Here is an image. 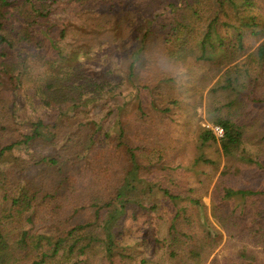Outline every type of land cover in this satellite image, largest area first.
<instances>
[{
    "label": "trees",
    "instance_id": "trees-1",
    "mask_svg": "<svg viewBox=\"0 0 264 264\" xmlns=\"http://www.w3.org/2000/svg\"><path fill=\"white\" fill-rule=\"evenodd\" d=\"M119 49L133 89L127 98L124 74L90 65V57ZM218 73L209 91L231 89L251 109L264 106V0H0V264H116L130 219L143 214L144 227L162 219L157 204L137 199L159 191L172 209L166 237L153 233L156 243L172 264H206L222 233L203 193L174 182L188 190L176 193L161 182L174 178L147 175L156 164L180 169L195 132L198 147L217 141L226 157L256 164L224 165L210 192L211 216L264 244V187L234 184L246 167L264 177V118L214 113L218 140L196 125L203 85ZM20 95L33 110L23 127ZM252 127L259 148L250 154ZM39 144L61 154L29 161ZM98 250L101 259L91 263ZM226 263L264 261L243 248Z\"/></svg>",
    "mask_w": 264,
    "mask_h": 264
},
{
    "label": "rangeland",
    "instance_id": "rangeland-1",
    "mask_svg": "<svg viewBox=\"0 0 264 264\" xmlns=\"http://www.w3.org/2000/svg\"><path fill=\"white\" fill-rule=\"evenodd\" d=\"M90 59L92 60L90 65L94 68L95 71H101L106 67L105 64L108 63V70H114V75L121 78V75L124 74L121 92L125 95L124 97H130V93L133 92V89L130 87L131 83L129 78L127 77L125 70L126 56L122 53L121 49L113 51L108 59L104 54H101L100 58L90 57ZM219 75L220 73L216 74V76L209 83L205 82L203 85L200 99L201 102L196 107V118H199V121H197L196 124L197 126L203 129H207V125L216 124L211 119L212 117H214V113H216V115L230 116L233 120H239V122H241L240 120L256 121L257 117L264 118V106L259 107L256 105V108L251 109L248 104L244 100L239 99L237 93H235V91H232L231 89L223 91L217 88L215 92L209 91V89L216 82ZM173 85H175V83ZM230 101H232L231 104ZM18 104V115L20 116L16 117V121H18V123H20L23 127L28 125L26 116L33 115V110L29 104L25 103L22 95H20L19 97ZM96 110L98 109H95L92 112L93 117H95L94 115H99ZM38 112L43 113L44 109L38 108ZM209 113L211 116L209 115ZM175 119L177 122H179V118ZM180 121L181 126L184 127L185 124L183 125V123H185V121L183 122L182 119H180ZM173 132L174 136H180L182 139L185 135L183 130L180 132L179 130L175 129L173 130ZM245 133L249 136V141H245L244 146L247 151L250 152V154H253V152L258 151L259 148L257 147L256 142H252V140L255 139L252 137L257 132L252 127L249 129L247 128ZM114 135H116V133H114ZM186 139H188V142L185 146L184 154H186L187 157L183 162H181L182 165L180 169H176L174 171L160 169V164H156L153 168H151L147 175L152 174L153 171V173H160L162 174V176L166 175L170 179L174 178L171 184L168 183L169 181H167L165 178L161 180V182L163 183V186L170 188L173 192L176 193L177 191H179L180 193L185 194L188 192V190H175L172 185L174 182H179L177 184L182 183L185 187H195L196 191L194 195L203 193L201 195V199L207 206V215L209 216L213 224L222 233L219 244L217 245L213 253L209 256L208 261L215 258L218 260L219 264H227L226 258H232L236 256L237 251L243 248H245V250H251L254 255L264 261V244L255 241L251 237L238 234L235 226L231 225L230 222H227L226 225V223H222L221 221H218L216 218L211 216L210 192L224 165L256 164L241 160L239 154L237 155V158L226 157L224 154H222L219 143L217 141L215 142L210 140L203 144V146L198 147L196 132L193 134L190 133V137L187 136ZM216 139L218 140V138ZM49 153L58 155L61 154V151L58 146L53 148L52 146H48L46 144L36 145V147H34L32 151V154L30 155L31 158L29 159V161L35 160L39 155ZM250 154L249 156L251 157ZM21 156L24 158L22 154ZM262 157L264 158V153ZM197 158H200L199 161L197 163H194L195 159ZM205 159H208L209 161L205 162ZM36 172L31 171L29 173L33 174ZM146 172L147 171H145V174ZM197 175L200 176L201 180H198L199 178L197 177ZM234 182L237 187H264L263 175L259 172H255L250 167L243 168L239 175L234 178ZM142 184L144 183H141L139 185ZM159 192H155V194L145 193L138 195L137 199H144V202L146 204H157L156 213L154 214V216H156V219L158 215H161L162 219H157V221L153 220L151 225L144 227V224H141V219L144 216L143 214L138 213V221L131 220L129 216V228H125L126 230L124 232V235L122 237H119L118 245L117 247L115 246L114 261L116 264H137L141 260L145 261L143 264H172V261L168 258V256L163 253L164 248L161 246L163 242L156 243L155 241V236L161 239H164L166 237V229L170 222V211L172 209L169 204L170 202L165 201L161 196V192ZM232 201L235 204L243 205L242 199L239 196L233 197ZM261 203L262 201L259 202V204ZM84 217H86L85 214L81 216L82 219ZM225 228H228L230 232L234 231L235 236H229ZM153 233H155V236L153 235ZM136 239H138L137 245H139V248L133 246L135 245L134 241ZM99 251L100 250H98V254L96 255V257L93 256L91 263H95L94 261H98L101 259L102 255Z\"/></svg>",
    "mask_w": 264,
    "mask_h": 264
},
{
    "label": "built area",
    "instance_id": "built-area-1",
    "mask_svg": "<svg viewBox=\"0 0 264 264\" xmlns=\"http://www.w3.org/2000/svg\"><path fill=\"white\" fill-rule=\"evenodd\" d=\"M208 130H210L215 138H220L223 136V128L218 124H212L206 126Z\"/></svg>",
    "mask_w": 264,
    "mask_h": 264
},
{
    "label": "clouds",
    "instance_id": "clouds-1",
    "mask_svg": "<svg viewBox=\"0 0 264 264\" xmlns=\"http://www.w3.org/2000/svg\"><path fill=\"white\" fill-rule=\"evenodd\" d=\"M176 71H177V74L179 75L182 72V69H180L179 67H177Z\"/></svg>",
    "mask_w": 264,
    "mask_h": 264
}]
</instances>
